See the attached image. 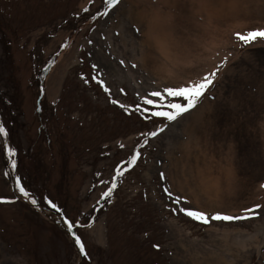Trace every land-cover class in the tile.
<instances>
[{
  "label": "rangeland",
  "instance_id": "1",
  "mask_svg": "<svg viewBox=\"0 0 264 264\" xmlns=\"http://www.w3.org/2000/svg\"><path fill=\"white\" fill-rule=\"evenodd\" d=\"M152 9L174 23L181 59L164 58L135 20ZM194 10L189 0H121L112 9L106 0H0V199L11 201L0 202V264H264V38L234 36L264 29V0H236L234 17L226 8L220 17ZM217 66L190 135L181 130L189 114L177 122L151 116L161 110L143 103L160 102L152 91L199 81ZM229 142L231 203L215 208L196 177L209 171L216 192L225 190ZM256 204L250 219H210ZM181 207L203 211L209 223Z\"/></svg>",
  "mask_w": 264,
  "mask_h": 264
},
{
  "label": "snow or ice",
  "instance_id": "2",
  "mask_svg": "<svg viewBox=\"0 0 264 264\" xmlns=\"http://www.w3.org/2000/svg\"><path fill=\"white\" fill-rule=\"evenodd\" d=\"M120 2H121V0H106L107 8L112 9L113 7H115ZM83 10L87 11V8H85ZM104 14L106 15L107 12H105ZM93 19H94V17H93ZM137 31H139V29H137ZM234 36L239 41L243 42L244 44H249L252 41H255L257 38H264V29H254L251 31H247L246 33H243V34L240 32H236V33H234ZM89 43H91V41H89ZM64 46H66V45H62V47H64ZM121 63H123V61H121ZM133 67H135V65H133ZM219 67L220 66H217L216 70H213L211 73L205 74L204 77L199 81H195V82L190 81L188 84L181 85L178 87H165L162 90V92L161 91H152L149 95L151 97L158 98L160 101L158 104L155 100L148 99V98H144L143 103L146 105H153L154 107H158L159 109H161V110L151 111L152 117H161V118H164V120L167 122H177L178 120L183 118L185 116V114H189L191 110L195 109L199 104L202 103V100L204 98H206L208 91L214 85L215 78L218 76ZM93 69L94 70L96 69V65H93ZM98 75H99V73H97L96 76H93L92 79L96 80V82L101 87H103L104 91L106 93H108L109 89L106 86H104L103 80L97 79ZM87 82L88 81L85 80V83H87ZM165 97L182 98L184 103H171V102L164 103ZM111 102L113 104L117 103L116 100H112ZM120 107L125 108L126 106L120 105ZM164 109H167V110H164ZM135 110L136 111H144V112L149 111V109H147V108L141 109L140 105H136ZM167 127H168V125L165 124L164 126L158 127L157 129L147 133L146 135L150 136V137H157L160 133L164 132ZM6 135H7V132L4 128V126L0 125V136H6ZM143 143L146 144V143H148V141L145 140ZM121 147H123V145H121ZM8 154L10 156H14L15 152L12 149H8ZM140 155H141L140 152H138V151L134 152L128 161L122 162V165L125 163L127 165L126 167H123V170H121V167H122L121 165L117 166L115 174L112 176L110 186L107 188L106 191L101 193V199L108 198L112 195L113 190L117 187V180L122 175H124V173L127 172L128 169H130L131 167H133L136 164V161L138 160ZM11 166H12V168L16 167V161L14 159L11 161ZM6 175H7V173H6ZM161 179H164V173H161ZM102 183H105V182L102 181ZM16 187L19 190V192L25 198H29V193L21 186L19 178L16 179ZM261 187H264V184H262ZM164 191L168 194L169 197H172L173 194L168 188H165ZM181 199H182L181 197H176L175 200L173 201V203L179 204ZM0 202L10 203L11 201L0 199ZM32 203L35 204L36 201L32 200ZM49 203H50L51 207H53V208L56 207L54 204H51L50 201H49ZM97 203L99 204V201H97ZM261 207L262 206L260 204H256L252 208L244 209L243 214L236 215V216L229 215V214H222V213L217 212L216 214L212 215L210 217V219L214 220V221L246 220V219L252 218V216H254V215H259L257 210L261 209ZM173 211H175V209H173ZM179 211L185 213L188 217H190L194 220L200 221L204 224L209 223V216L206 213H204L203 211L186 209L184 207L179 208ZM89 226H91V225H89ZM72 227H73L72 224H68L69 231H71ZM76 243L79 246L81 254H84V251H85L84 245L81 243L79 237H76ZM156 247H158V246H156Z\"/></svg>",
  "mask_w": 264,
  "mask_h": 264
},
{
  "label": "bare ground",
  "instance_id": "3",
  "mask_svg": "<svg viewBox=\"0 0 264 264\" xmlns=\"http://www.w3.org/2000/svg\"><path fill=\"white\" fill-rule=\"evenodd\" d=\"M189 1L192 5V8H195L194 12L204 17H220L225 13L224 10L225 8L227 10L226 14L231 13L232 17H234L236 12V0H189ZM134 15H135L134 16L135 20L140 22L143 25V27L146 29L148 36L152 35V40L154 41L155 46L158 48L159 53L166 59L169 58V55L171 53H173L175 59L177 53L180 51V48L177 45L180 36L175 34L174 23L170 21L168 16L162 15L161 12L156 11L154 9L150 11L142 10L135 13ZM140 55H142L141 51H140ZM178 59L181 58H177L175 60ZM202 111H203V106H200L199 108L196 107L195 109L191 110L189 116L186 119L183 118L184 121H182L183 125L181 127V130L183 132H186L188 135H190L189 130L190 129L192 130L193 129L192 126H194L199 122L201 115L200 113ZM206 143L207 140H205V144ZM232 145L233 144L229 142V148L227 149L226 157L224 158L225 161L224 165L226 166V171L223 174V178H224L223 182L225 185L224 186L225 190L223 192L219 194L216 192L218 178L217 176L214 177L211 172L208 171L207 173L205 172L204 175H200L196 177L197 182H195V184H196L197 192L199 194L201 193V197L206 199V201L209 204L210 202L213 203V206L215 208L216 207L218 208L223 203L225 204L231 203L230 196H232V191H233L232 187L234 186L230 183L231 182L230 171H232V168H234V164L236 163L234 161L233 151L231 152ZM185 146H184L185 147L184 152L188 153L189 150L187 148V145ZM200 182H202V186L199 184ZM186 190L190 191V188ZM211 192L213 193L211 194Z\"/></svg>",
  "mask_w": 264,
  "mask_h": 264
}]
</instances>
